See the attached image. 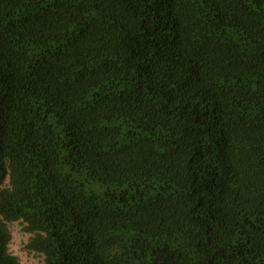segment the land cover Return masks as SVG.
I'll use <instances>...</instances> for the list:
<instances>
[{
	"label": "trees",
	"instance_id": "trees-1",
	"mask_svg": "<svg viewBox=\"0 0 264 264\" xmlns=\"http://www.w3.org/2000/svg\"><path fill=\"white\" fill-rule=\"evenodd\" d=\"M264 264V0H0V264Z\"/></svg>",
	"mask_w": 264,
	"mask_h": 264
},
{
	"label": "rangeland",
	"instance_id": "rangeland-1",
	"mask_svg": "<svg viewBox=\"0 0 264 264\" xmlns=\"http://www.w3.org/2000/svg\"><path fill=\"white\" fill-rule=\"evenodd\" d=\"M9 227L11 229L9 251L18 256L20 264H42V257L39 254L25 250L24 244L29 234L22 231L21 223L13 221L9 223Z\"/></svg>",
	"mask_w": 264,
	"mask_h": 264
}]
</instances>
